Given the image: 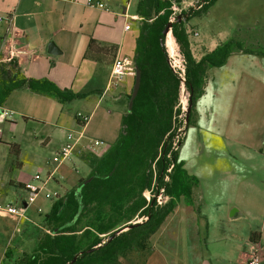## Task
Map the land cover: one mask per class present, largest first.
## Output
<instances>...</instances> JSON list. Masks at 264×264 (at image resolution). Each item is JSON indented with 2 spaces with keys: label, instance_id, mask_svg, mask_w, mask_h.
<instances>
[{
  "label": "crops",
  "instance_id": "obj_1",
  "mask_svg": "<svg viewBox=\"0 0 264 264\" xmlns=\"http://www.w3.org/2000/svg\"><path fill=\"white\" fill-rule=\"evenodd\" d=\"M87 1L101 2L103 7L88 5ZM135 2L0 0V17H6L0 21V58L12 50L10 62L15 64L18 76L47 79L59 89L84 94L83 97L60 102L51 95L22 87L11 90L0 103L11 112V117L15 114L36 121L40 127H54L43 135L46 144L58 130L61 140L55 149L65 141L64 130L59 131L57 126H66L75 132L76 145L67 162L56 166L49 159L45 160L46 176L42 178L41 190L50 181L60 184V181L69 180L70 185L60 192L53 191V196L49 194L45 198L60 196L73 187L76 183H70V175L75 160L85 163L83 154L99 155L119 132L134 75L125 74L119 81L109 83V70L114 56L132 60L137 23L136 18L131 19L133 23L128 22L129 27L125 29L123 26L127 19L123 13L136 15L128 11ZM183 24L187 31L186 21ZM91 39L97 47L103 48L94 58L83 56ZM187 39L195 60L221 42L208 41L199 35L187 36ZM106 100L107 105H101ZM66 102L76 105L66 107ZM194 109L193 124L186 127L185 135L183 132L176 148L178 152L182 138L189 129L195 128V124L198 125L196 129H202L197 137L202 139L199 141L200 152L197 153L198 143L195 149L191 146L194 152L197 150L193 158L202 152L198 165H188V159H180L186 172L195 179L190 188L192 202L187 205L179 198L172 212L155 230L160 231L155 239L165 235L166 231H176L170 228L171 224L185 217L196 242L200 233L203 239L208 238L215 227L218 241L223 242L220 243L222 250L213 258L214 261L203 259L201 254L205 255L206 249L197 250V263L227 264L235 258L239 264H245L249 255L257 254L260 257L258 264H261L260 260L264 261V57L233 51L223 64L208 67ZM82 116L85 120H81ZM14 121L10 118L0 124L14 125ZM92 133L95 137L89 148L80 143L81 138ZM101 139L105 140L106 147L96 153L93 147L100 146L102 142L94 145L93 141ZM47 176L49 178L46 179ZM19 183L22 186L23 183ZM35 195H30L28 203ZM252 232L258 233L256 242L249 240ZM202 241L207 247L208 242ZM147 257L152 264L166 263L159 259V253Z\"/></svg>",
  "mask_w": 264,
  "mask_h": 264
},
{
  "label": "trees",
  "instance_id": "obj_2",
  "mask_svg": "<svg viewBox=\"0 0 264 264\" xmlns=\"http://www.w3.org/2000/svg\"><path fill=\"white\" fill-rule=\"evenodd\" d=\"M213 1L201 0L181 20L177 21L176 16L171 20L170 33L182 58V72L169 63L161 33L173 12L172 1H136L134 13L139 24L131 61L134 70L139 71V84L130 109L121 116L115 140L102 153L82 155L87 175L53 199L43 215L45 230L37 235L23 264H64L74 254L77 256L72 264H121L119 257L127 251L147 247L149 236L180 197L183 203L191 204L190 188L195 179L177 160L172 143L179 128L183 133L193 123L191 113L202 92L205 71L223 64L233 51L264 57L263 50L246 47L233 38L219 42L197 60L192 57L183 21L205 11ZM102 49L91 39L83 56L94 58ZM15 67L13 62H0V103L11 90L22 87L51 95L60 102L84 96L59 89L47 79L18 76ZM181 79L190 104L185 122L184 114L178 118ZM129 95L130 92L127 99ZM9 150L18 154L15 144H10ZM16 185L21 187L20 183ZM159 195L166 197L162 203L156 202ZM137 218H142L141 222L105 241ZM257 235L252 232L249 240L256 242ZM97 244L100 245L90 252L84 251Z\"/></svg>",
  "mask_w": 264,
  "mask_h": 264
},
{
  "label": "rangeland",
  "instance_id": "obj_3",
  "mask_svg": "<svg viewBox=\"0 0 264 264\" xmlns=\"http://www.w3.org/2000/svg\"><path fill=\"white\" fill-rule=\"evenodd\" d=\"M136 0H132L135 2ZM174 6L175 16L177 14L181 15L182 18L186 13L194 10L198 7L201 0H171ZM135 5L131 6L128 10L130 12L135 11ZM186 25L189 30H195L197 36H202L205 40L210 41H224L228 38H233L240 41L244 46L263 50L264 51V0H214L207 9L203 12L190 15L186 20ZM129 23H133L128 20ZM137 25L139 24V17L136 19ZM136 26V24L134 25ZM137 27V26H136ZM137 30V29H136ZM189 37H192L189 35ZM174 42V40H173ZM175 53L170 57L166 51L169 63L175 69L182 72V58L177 50L176 44ZM164 49L165 46L163 45ZM132 63V61H131ZM184 88L183 84L180 85L179 96H178V106L180 108V115L178 118H182L185 107L187 104V91L182 90ZM183 91V93H182ZM183 94V95H182ZM74 99V98H73ZM72 100V99H71ZM108 100L103 101L101 105H107ZM183 102V103H182ZM195 104V103H194ZM66 107H74L72 103H65ZM78 107L80 106L77 103ZM194 107V106H193ZM70 113V112H69ZM195 109L191 113L193 117ZM190 116V117H191ZM12 119H15L14 125H9L8 123L0 124L1 139L0 142V202L1 203H11L18 207L25 208V215L29 220H17V216L14 214L7 213L0 210V264H23L26 257L32 252L35 245L37 235L43 230H45L43 215L44 212L49 209L53 199L55 197L45 198L44 192L48 191L51 196H53V191L60 192L65 187H69L68 182L60 181L57 184L50 181L45 184L44 190L39 191L35 198L29 202L30 194L23 188L16 185L21 181V183H26L31 180V176L37 173L40 178L46 176V164L45 160L51 159V156L55 151L56 145L61 140V133L55 132L51 137L50 141L46 144L44 140V133H48L53 130L54 127L49 125L38 126L36 121L32 119H24L15 114L12 115ZM26 122V123H24ZM195 123V122H194ZM193 124V123H192ZM198 125L195 124V128L189 129L188 133L184 138H182L179 144L180 148L176 152L177 160L183 159L186 161L188 159V165H198L199 156L193 158V155H197L194 149L199 144L200 152V140H198L199 132L202 129H196ZM64 130V136L67 133H71L72 138L75 136L74 130H69L65 128L66 126H57ZM62 127V128H61ZM191 127V124L188 128ZM186 131V130H185ZM176 136H174V141L172 143V148H177L178 142L176 139H180L182 132L180 128L178 129ZM203 132V131H202ZM94 133V132H93ZM88 134L85 138H81L80 143L87 145L92 144L94 134ZM185 135V132H184ZM43 137V138H42ZM102 144L100 146L93 147L94 152L98 153L106 147L105 140L101 139ZM8 143L17 145L19 153L14 155L10 150ZM7 144V146H6ZM193 145V148L191 146ZM55 149V150H54ZM51 161V160H50ZM67 162V161H66ZM183 165V164H182ZM186 165V164H185ZM74 170H71V181L70 183H76L78 177H82L87 173V166L82 161L76 159L73 163ZM84 177V176H83ZM146 197L149 196L148 191H144ZM166 197L159 195L156 197V202L162 203ZM180 197V201H181ZM183 214V213H182ZM142 218L133 219V221H139ZM177 223L171 224L170 228L176 231H166L165 235L155 239L159 232H153L148 238L147 247L142 250H137L132 248L127 251L124 255L119 257L121 264H152V260L148 255L152 256L155 253L161 254L159 259H163L165 264H199L197 263V250L204 251L203 259H208L214 261L220 254L222 241L217 239V228L214 231H210L208 238H204L208 243L205 247L203 243V234H199V241L193 239L192 233L190 231L191 226L185 217L180 218ZM17 227L18 231H14ZM172 233V235H170ZM157 251V252H156ZM250 256V255H249ZM248 256V257H249ZM259 257V256H258ZM260 259V257H259ZM261 264L264 261L260 260ZM222 263V262H219ZM153 264H160L158 262ZM214 264V263H213ZM227 264H239L235 258Z\"/></svg>",
  "mask_w": 264,
  "mask_h": 264
},
{
  "label": "built area",
  "instance_id": "obj_4",
  "mask_svg": "<svg viewBox=\"0 0 264 264\" xmlns=\"http://www.w3.org/2000/svg\"><path fill=\"white\" fill-rule=\"evenodd\" d=\"M88 5H96L98 7H103V4L101 2H94L87 1ZM128 6V2L126 3V7ZM125 7V8H126ZM172 14L169 17V20H172L175 16L174 13V6L172 5ZM123 16L125 19H138V16L136 15H129L126 12L123 13ZM1 19H6V17H0ZM124 22V28L127 29L129 27L128 21ZM186 35L189 37L191 36H197V32L195 30H187ZM2 45V42L0 43V47ZM13 58V52L12 50L7 51V55L0 58V61L10 62ZM125 74L134 75V67L133 64L129 59L126 57H120V56H114L111 64H110V70H109V83H115L121 79V77ZM11 118V112L7 110L6 108L0 106V123L4 122L5 120H9ZM81 120H85V117L82 116ZM94 145L101 144V141L94 140ZM76 145V139L73 137L71 133H67L65 136L64 143L58 148L57 151L53 153L51 156V162L55 163L56 166L66 161L70 155L72 154L73 149ZM49 178V176L46 177V179ZM44 183V180L40 178V176L37 173H34L31 176V180L29 182L23 183L22 188L25 189L31 196L37 194ZM45 197H49V193H44ZM0 210L5 211L10 214H14L17 216V220H29L27 216L25 215V207H18L11 203H1L0 202ZM14 231H18V228L15 227ZM259 263V257L257 254H251L246 260L245 264H258Z\"/></svg>",
  "mask_w": 264,
  "mask_h": 264
},
{
  "label": "water",
  "instance_id": "obj_5",
  "mask_svg": "<svg viewBox=\"0 0 264 264\" xmlns=\"http://www.w3.org/2000/svg\"><path fill=\"white\" fill-rule=\"evenodd\" d=\"M175 19H176L177 21L181 20V19H182L181 14H177L176 17H175ZM170 26H171V20H168V22L166 23V25L163 27V29H162V31H161V33H162V35H163V38H165V36L167 35V33L170 32ZM138 84H139V71H138V69H135V70H134V79H133V83H132V86H131L130 95H129V98H128V101H127V110L130 109L131 102H132V98L134 97V95H135V93H136V91H137ZM181 84L184 85V80H183V79H181ZM184 92H185V90H184ZM187 100H188V95H187ZM189 108H190V104L187 103V104H186V107H185V111H184V122H185L186 119H187V113H188V111H189ZM146 218H147V217H146ZM146 218H145V219H146ZM139 222H141V220L131 222L130 224H127V225H125V226H123V227H121V228L115 230L111 235H109V236H107V237L105 238V241L110 240V239L113 237V235L118 234L120 231H123V230H125V229H128L129 227H131V226H133V225H136V224H138ZM102 242H104V240H103ZM100 244H101V243H100ZM100 244H97V245H95V246H93V247H91V248H88V249L84 250V251H85V252H90L92 249L97 248ZM78 253H80V252H78ZM76 256H77V254H74V255L72 256V258H71L68 262H66V263H64V264H72L73 261L75 260Z\"/></svg>",
  "mask_w": 264,
  "mask_h": 264
},
{
  "label": "bare ground",
  "instance_id": "obj_6",
  "mask_svg": "<svg viewBox=\"0 0 264 264\" xmlns=\"http://www.w3.org/2000/svg\"><path fill=\"white\" fill-rule=\"evenodd\" d=\"M163 45L165 46L166 51L170 57H172L174 54H176L173 38H172L170 32H168L167 35L165 36V38H163ZM182 90L184 91V89H182ZM183 91H182V93H183Z\"/></svg>",
  "mask_w": 264,
  "mask_h": 264
}]
</instances>
